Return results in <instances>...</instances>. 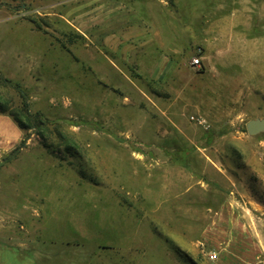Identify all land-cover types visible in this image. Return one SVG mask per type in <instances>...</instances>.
I'll return each instance as SVG.
<instances>
[{
  "label": "rangeland",
  "instance_id": "374dc122",
  "mask_svg": "<svg viewBox=\"0 0 264 264\" xmlns=\"http://www.w3.org/2000/svg\"><path fill=\"white\" fill-rule=\"evenodd\" d=\"M0 78L61 126L0 168V264H264V0H0Z\"/></svg>",
  "mask_w": 264,
  "mask_h": 264
},
{
  "label": "trees",
  "instance_id": "16d2710c",
  "mask_svg": "<svg viewBox=\"0 0 264 264\" xmlns=\"http://www.w3.org/2000/svg\"><path fill=\"white\" fill-rule=\"evenodd\" d=\"M1 84L10 86L15 89L21 98L20 106L9 109V107L0 100V114L10 117V119L17 125L19 130L23 133L20 142L10 152L6 153L0 160V168L14 162L19 158L22 152L27 148L29 140L33 135H38L41 138V144L46 149H50L52 145L49 143L51 135L60 128L58 121H51L40 112H33L29 102L27 92L18 83H14L10 79L0 78ZM71 122L64 120V122ZM73 124V123H72ZM225 133H220L223 135ZM60 139L65 144L64 152L71 158H77L79 153L77 145L71 139H67L58 131ZM177 164L187 168L186 158L182 157L177 161Z\"/></svg>",
  "mask_w": 264,
  "mask_h": 264
},
{
  "label": "crops",
  "instance_id": "0c3cea01",
  "mask_svg": "<svg viewBox=\"0 0 264 264\" xmlns=\"http://www.w3.org/2000/svg\"><path fill=\"white\" fill-rule=\"evenodd\" d=\"M0 124H6L8 127V123H7V119L5 115L0 114ZM10 127H11L10 131L9 130L5 131V130L0 129V154L4 152V146L7 144L5 141L8 140L6 139L7 137L9 138L10 146H14L18 142L19 138L21 137V131L19 130V128L16 126L15 123L12 122ZM2 147L3 149H1ZM114 230L111 231L112 234H115ZM122 241H129V238H124V240L122 239ZM126 245L127 246H124V248L122 249L115 250L116 253L111 251V254L113 253L111 255L112 260L108 262V264H137V262L135 261L136 259L135 250H131L129 244H126ZM109 252L110 251H108V253L107 252H102V253L83 252V253H76V254H80L79 256V258L81 259L79 262L80 264H93V261H95L96 263L98 262L97 264H101V263L106 264L103 261L100 262V261L95 260V258L104 257V256H101L102 254H106L107 256H109L110 254ZM72 254H75V253L64 251L58 256L59 259H55L54 261H48V264H73L71 260V257L73 256ZM98 254H101V255H98ZM160 254L163 260L159 264H178L177 261L173 259L174 256L171 255L170 253H160Z\"/></svg>",
  "mask_w": 264,
  "mask_h": 264
},
{
  "label": "water",
  "instance_id": "95a60500",
  "mask_svg": "<svg viewBox=\"0 0 264 264\" xmlns=\"http://www.w3.org/2000/svg\"><path fill=\"white\" fill-rule=\"evenodd\" d=\"M247 131L250 135H258L264 132V119H256L248 122Z\"/></svg>",
  "mask_w": 264,
  "mask_h": 264
},
{
  "label": "built area",
  "instance_id": "2783aa9c",
  "mask_svg": "<svg viewBox=\"0 0 264 264\" xmlns=\"http://www.w3.org/2000/svg\"><path fill=\"white\" fill-rule=\"evenodd\" d=\"M194 64H195V65H198V64H200V61H199V59H196V60H194ZM210 258L213 260V259H215V258H216V255H215V254H210Z\"/></svg>",
  "mask_w": 264,
  "mask_h": 264
}]
</instances>
